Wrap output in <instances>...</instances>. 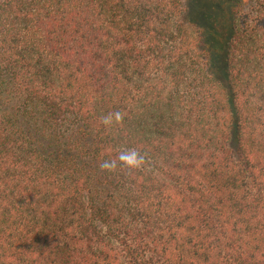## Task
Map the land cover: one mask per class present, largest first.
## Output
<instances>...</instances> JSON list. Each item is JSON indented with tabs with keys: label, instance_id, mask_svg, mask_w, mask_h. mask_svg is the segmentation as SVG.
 I'll return each instance as SVG.
<instances>
[{
	"label": "trees",
	"instance_id": "1",
	"mask_svg": "<svg viewBox=\"0 0 264 264\" xmlns=\"http://www.w3.org/2000/svg\"><path fill=\"white\" fill-rule=\"evenodd\" d=\"M0 264H264V0H0Z\"/></svg>",
	"mask_w": 264,
	"mask_h": 264
},
{
	"label": "clouds",
	"instance_id": "2",
	"mask_svg": "<svg viewBox=\"0 0 264 264\" xmlns=\"http://www.w3.org/2000/svg\"><path fill=\"white\" fill-rule=\"evenodd\" d=\"M123 113L115 111L107 114L102 118V124L106 127L111 126L114 122L120 123L123 120ZM120 166L134 170L140 168L145 163V157L134 149H129L118 154L114 160H104L99 164L101 170L111 171Z\"/></svg>",
	"mask_w": 264,
	"mask_h": 264
}]
</instances>
